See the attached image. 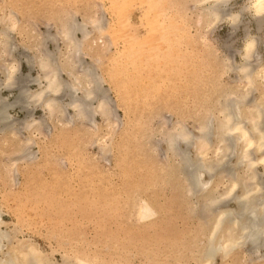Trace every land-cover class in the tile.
Returning <instances> with one entry per match:
<instances>
[{
    "label": "rangeland",
    "instance_id": "1",
    "mask_svg": "<svg viewBox=\"0 0 264 264\" xmlns=\"http://www.w3.org/2000/svg\"><path fill=\"white\" fill-rule=\"evenodd\" d=\"M249 1L219 5L222 16L207 26L197 0H150L151 11L145 0H0V18L7 13V21H15L12 30L6 29L9 45L4 61L0 59V81L4 63L12 61L14 83L28 93L38 92L45 84L38 61L47 57L59 67L64 85L58 96L61 114L52 116L41 101L33 103L25 96L27 108L17 104L9 110L8 122L19 143L0 146L1 228L24 245L33 243L47 264H79L78 258L94 264H198L213 214L219 209L242 211V185L223 195L227 181L243 173L234 133V139H226L234 145L220 168L213 149L223 144L216 140L214 127L220 116L217 100L223 102L225 93L233 100L232 95L244 92V78L234 67L243 61L240 55L249 35L255 38L251 65H264V21L245 8ZM65 24L74 29L83 25L71 30L78 44L67 43ZM84 30L88 36L81 38ZM222 57L228 68H223ZM87 70L95 72L102 87L91 95L85 105L88 117L82 118L68 103L85 99L77 76ZM70 83L77 88L70 90ZM17 89H2L1 95L13 102ZM260 89H249L247 105ZM103 100L106 115L96 108ZM231 109L238 111L236 106ZM203 123L211 126L204 159L216 167L201 168L200 179L204 184L215 181L208 193L221 200L211 212L203 207L209 196L199 187L189 191L177 168L178 148L192 161L204 162L194 138L202 134ZM177 129L188 132L190 139L187 146L179 140L174 151L166 137ZM250 152L255 160L257 153ZM256 166L262 187L254 202L264 196V168ZM210 182L203 186L209 188ZM141 200L152 206L154 216L136 217ZM259 244L246 241L225 257L217 251L212 263L264 264V241Z\"/></svg>",
    "mask_w": 264,
    "mask_h": 264
},
{
    "label": "bare ground",
    "instance_id": "2",
    "mask_svg": "<svg viewBox=\"0 0 264 264\" xmlns=\"http://www.w3.org/2000/svg\"><path fill=\"white\" fill-rule=\"evenodd\" d=\"M145 1L147 3V6H146V7H148L147 9H149V11H151L150 9H152V7H153L152 3L150 2V0H145ZM227 1L228 0H197L198 5H201L200 6L201 15L205 19L207 26H208L209 22H215L216 19H218L219 17L222 16L220 13L221 9H219V5L221 6V4H223V3L225 4V2H227ZM123 2H126V0H123ZM245 8L252 12V15H254V17L256 18V20L258 22L261 23L264 21V0H250L249 3L245 6ZM149 11L147 14H149ZM225 12H227V11H225ZM6 14L7 13L2 15L3 17L0 18L1 19L0 20V27H1V30H0V59L2 58V61H4V58H3V56H5L4 54L7 53V48H8V47H6L7 43L9 45V42L7 41V37H8L7 31L9 30L10 27H11L10 30H12L13 29L12 27L15 26V21H13L11 19H8V21H7V18H6L7 16H5ZM227 14L228 13H226V15ZM235 14H231L229 16L232 19H234L237 15V14L236 15ZM117 16L119 17V15H117ZM6 21L9 22V25L6 24L7 23ZM151 21H152V19H151ZM117 25H119V23ZM3 26L4 27L7 26L8 28L7 27L4 28ZM82 26L81 25H79V26L75 25L74 26L75 29H74V28H71V25H70V27L66 26V24L63 25L62 33L65 36L64 38L65 39L67 38L66 39V40H68L67 43L70 42V44L74 43L73 45H75V42H76V44H78V42L75 41L77 39L72 38L73 35H71V30L72 29L74 31L82 30V28H81ZM108 27H110V25ZM110 28H112V27H110ZM6 29H7V31H6ZM152 29H154V28H152ZM115 30L112 32H115ZM117 30L120 31V29H117ZM155 30H156V28H155ZM87 31L84 30V32H83L84 37H81V38H86L88 36L89 32H87ZM121 32H120V35H121ZM110 35H112V33ZM254 44H255V38L253 36L249 35L248 37L245 38L243 48L241 51V55H240V56H242L241 58L243 59V61L237 66V68L234 67L235 69H237L239 71L241 77L244 78L245 82L242 84V87H243L242 89H244V92L237 97H234L232 95L231 97L234 98V99L232 98L233 100H230L229 98L225 97L227 95V93H225L226 95L224 94V96H223V102H222V100H219V99L216 102L217 112H218V114H220V116H218L219 117L218 122H217L216 126H214L215 130H216V140L219 141L220 143L223 142V144L222 145L217 144L214 147L215 149H213V153H214L213 155H215V157L217 156L216 162L218 161L217 163L216 162L215 163L218 165L217 167H219V165L222 167V164L223 163L225 164L226 161L225 162L222 161L223 162L222 163V162H220V160L223 157H225V155L227 156V153L229 152L230 148H232L233 147L232 145H234V144L231 145V142H228V143H230L228 145L226 139H228V137L230 138L232 133H234L235 139H234V136H231V137L239 143L238 152H239V157H240L241 163L243 164L242 165L243 166V173L240 174L239 176H237V178H231L230 180L227 181V186L224 189L223 195L224 196L228 195L235 188H237L239 186V184L242 185L243 186L242 194H241L242 198H241V200H238V204L240 205L239 210H242L244 212L246 211V213L247 212L248 213L246 214L247 215L246 217L245 216L240 217L238 215H239V213L241 214L242 211L241 212L238 211L237 212L238 215H237L236 213H234V210H233V213H232L233 216L231 217L232 214H231V212H229L230 209L229 210L219 209L217 211V213L213 214V216L211 217V220H210V227L208 230V239L204 243L202 250L200 251L199 257H197L198 258V260H197L198 264H213L212 261L214 259L215 253L217 254V251H221V253L223 254L222 256L225 257L235 250L234 247H239V246L243 245L246 241L255 247L259 243H262L264 241V239L262 240V233L264 232V196L263 195L259 196L260 195V189L262 187L261 186L262 183L259 182V180L257 178L256 171H255L256 168H254V166H256V165H262L264 168V122L262 121V117L264 116V65L262 63H257L254 66L251 65L250 57L252 55L251 51L253 52ZM40 57H42V56H40ZM43 58L44 57H42L41 59L38 58V59H40L38 61V65H39V69L44 71L43 72L44 73L43 79L45 81V84L44 85L42 84L43 86H41L40 90L38 92H35V93H31V92L28 93L24 89L26 87L23 88L22 85L19 86L18 84H16V82L14 83L13 80H14V69L15 68L13 66V62L12 61H6L4 63L3 70H2V73L4 74V79H2V81H0V131H1L0 134L2 135V136H0V146L9 145V144L13 145V144L19 143L18 139H17V133L13 130L12 123L8 122V117H9L8 114H9V110L11 108L15 107L17 104H19V107H21V108L24 107L23 109L27 108V105L25 106L26 100L24 101V96H25V98H27V100L32 99L33 101L32 100L31 101L33 103H36V101L37 102L41 101L40 103H42L43 107L45 109H47V111L51 115L53 113H55V114L56 113H58V114L63 113V110H64L62 108L63 105H61L60 100L58 99L59 94L63 90L62 87L64 86V85H62L61 79L59 78L58 71L60 69L58 70L59 67H57L56 64H55V66L57 67V69H56V67H53V65H51L52 62H50V60L48 61L47 57H46V60H44ZM222 58H221V63L223 65V68H228V64L226 63L227 60L225 61V59L224 58L222 59ZM5 60H7V59H5ZM54 63H55V61H54ZM66 66H69V65L66 64ZM69 71L68 72L71 75L72 70L70 69ZM80 74H79L80 77L77 76V80L79 81L78 87H81V89L83 90L84 97L86 100L88 99V102H86L85 99L81 100L79 98L78 99L74 98L68 103V105L71 106L76 111V115L78 117L84 118L85 115L87 116V114H86L87 111H85V105L89 103L91 97L93 96V93H96V91H98L100 93L101 90H99V89H101L102 86L101 87L99 86V79H97V77L95 76V72H93L92 70L91 71L90 70L83 71ZM75 78H76V76H75ZM260 86H261V89L259 90V95L256 98H254L253 102H250V104L247 105L249 102L248 101L245 102V99L249 93V89L252 87L257 88ZM14 87H18L19 90L17 89V91H19V94L13 102L12 101L9 102L6 98V96L1 95L2 89L11 90ZM65 87H68V86L65 85ZM245 87H246V90H245ZM68 88L70 90L72 88L76 89L77 86L75 83H70ZM94 90H95V92H94ZM96 98H99V97H96ZM102 102H104V100L101 102L99 101V103H97L98 105L96 106V108L97 109L99 108L98 111H102L101 114L106 115V112L105 113L103 112V111H106V109L104 110V108L102 107L104 105V103L102 104ZM27 104H29V102ZM233 106L237 107V109H238L237 112L232 111L233 109H231V108H233ZM28 110H29V108H28ZM47 111H46V113H47ZM210 117H212V115H210ZM33 120H34L33 122L38 121L37 119H36V121H35V119H33ZM31 122L30 123L28 122V125H27L30 128H31V125H33L32 124L33 122L32 123ZM25 124H27V123H25ZM39 125H40V123H39ZM207 125H208L207 123H203L202 125H200L199 129H200V132H202V134L198 135V136H194V138H197L196 144H195L196 151L198 154H200L202 156V159H204V157H206V155L208 154V151H209V147L206 146L208 144V143L206 144V142H209V141H207L208 139H206L207 138L206 136L210 132L211 126L208 127ZM25 127H26V125H25ZM6 131H8V132H6ZM228 134H229V136H228ZM188 135H189L188 132H186L183 129H180V130L177 129V131L175 133L169 134L166 137L167 138L166 141H167L169 148L176 151L177 150L176 149L177 148V146H176L177 142H179V140H182V141H184V144H185L186 143L185 141L190 139L188 137ZM25 141H27L29 143L28 140H25ZM228 141H231V140L228 139ZM23 144H25V143H23ZM178 149L181 150V148H178ZM251 149L253 151H255V153H257V156L253 157V158H255V160L254 159L252 160V158H251V155H250ZM180 150L179 151L177 150L178 154L181 153L180 154L181 161L177 165V168H179L180 172H182L185 175V178H186L185 181L188 180L189 191L191 188H193V190H194L195 187L196 188L199 187V189L202 191L204 196H209L208 192H209L210 188L212 187L213 183H215V181H213L212 183L209 181L210 182L209 188L204 187L203 185H207V184H209V182H207L208 180H205L206 183L204 184L202 182V179H200L199 173H200L201 168L205 169L204 167H206L207 169L210 170V169L214 168V165L216 167V164L213 162L211 164V162H207L205 159H204V162L202 161V163H200L201 161H199L200 160L199 157H198L199 162L196 161L197 159L195 161H192L191 159L188 158V156L187 157L184 156L183 152H180ZM24 154H25V152H24ZM170 167H172V166H170ZM263 171H264V169H263ZM173 174L174 173H172V175ZM208 179H211V177ZM199 189H198V191H199ZM204 190H205V194H204ZM192 191H191V193L189 192L190 195L193 193ZM254 194H259L258 197H260V198H258V197L256 198V201L258 200L257 202L253 201V199L255 200V197H256V196H254ZM223 197H222V199H223ZM207 198H208L206 200L207 203L203 207H205L206 210H209L211 212V211H213V209H211V207L214 204L219 203L218 201H221V200L219 197L216 198L213 195H211ZM237 198H240V197H237ZM237 198H235V199H237ZM132 199H133V197H132ZM141 201H143V200H141ZM132 204H134V203H132ZM137 207H138V211H137L138 213L136 212V214L137 215L139 214V215L136 217H140V220L150 218V217L154 216V214H156V211L152 208V206L147 201L146 202L143 201L141 204H137L136 208ZM203 210H204V208H203ZM229 215H230V217H229ZM137 219H139V218H137ZM3 223H5V220L2 218V213L0 211V264H47V259L45 260L46 257H44V255H42L41 251L33 243H28V245H24L22 240L17 239L13 235H10L9 232H7L6 230H3L1 228V225ZM13 240H15V241H13ZM20 244L21 245L23 244V246L21 247ZM262 245L263 244H261V246ZM77 260H78L79 264H94L95 263V262L92 263L91 261H89V259H84V258H78Z\"/></svg>",
    "mask_w": 264,
    "mask_h": 264
}]
</instances>
